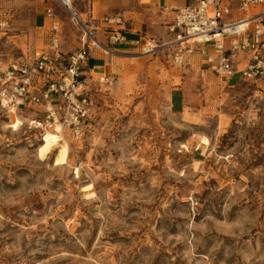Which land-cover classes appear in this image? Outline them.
<instances>
[{"label": "rangeland", "instance_id": "1", "mask_svg": "<svg viewBox=\"0 0 264 264\" xmlns=\"http://www.w3.org/2000/svg\"><path fill=\"white\" fill-rule=\"evenodd\" d=\"M39 4L0 0L1 70L43 48ZM162 26L88 72L93 118L63 134L69 165L41 160L39 132L0 107V264H264V81L219 77Z\"/></svg>", "mask_w": 264, "mask_h": 264}, {"label": "built area", "instance_id": "2", "mask_svg": "<svg viewBox=\"0 0 264 264\" xmlns=\"http://www.w3.org/2000/svg\"><path fill=\"white\" fill-rule=\"evenodd\" d=\"M37 1L63 8L80 33L81 46L70 51L60 48V19L53 8H48L51 42L41 50L22 51L0 69V107L9 117L28 120L40 139L53 132L69 133L80 140L93 118L87 84L91 52L113 53L96 32H105L110 45H118L125 41L121 31L124 19L120 15L96 18L90 14L84 20L74 0ZM11 28V18L0 15V36ZM171 30L177 31L171 44H187L189 54L196 50L219 77L230 80L238 76L251 84L264 81V0H197L176 11ZM173 60L178 65L185 62L183 48L176 47Z\"/></svg>", "mask_w": 264, "mask_h": 264}, {"label": "crops", "instance_id": "3", "mask_svg": "<svg viewBox=\"0 0 264 264\" xmlns=\"http://www.w3.org/2000/svg\"><path fill=\"white\" fill-rule=\"evenodd\" d=\"M147 3H143L142 0H74V6L78 13L87 20L88 15L92 14L96 18H103L105 16H117L120 15L124 19V24L128 28L126 29L125 41L118 44L120 48H113L110 45L109 40L105 32L97 31V38L105 46L112 48V54H98V50H93L89 58V64L92 72H96L98 75L105 76L108 72V61L109 57L119 56L118 52L122 49V55L128 54L129 50L136 47L139 44V32L143 30H156L168 28V26H162L173 22L175 13L178 9L193 5L197 0H147ZM53 8L56 16L60 19L59 29V46L63 51H70L77 49L81 46L80 33L77 36H70V44H66L64 41V33L66 35L65 26L68 15L59 5L52 3L42 4L40 3L37 7V21L38 29L42 34V46L47 47L51 42L53 36L52 19L47 15L46 10ZM70 22V20H69ZM72 25V23L70 22ZM74 27V26H73ZM67 36V35H66ZM138 39V40H137ZM134 46V47H133ZM104 55V57H103ZM122 58V57H121ZM124 58V57H123ZM103 67V68H102Z\"/></svg>", "mask_w": 264, "mask_h": 264}, {"label": "bare ground", "instance_id": "4", "mask_svg": "<svg viewBox=\"0 0 264 264\" xmlns=\"http://www.w3.org/2000/svg\"><path fill=\"white\" fill-rule=\"evenodd\" d=\"M150 51L151 50L149 49L146 52H150ZM13 117H14V120L10 122L8 128L16 132L21 128V126L24 125V122L23 120L19 119L18 116H13ZM57 131L61 132V129L58 127ZM70 151H71L70 144L65 139L63 134L57 135V133H53V132H47L41 139V142L37 148V153L41 160H46L55 153L53 163L56 167H62L65 165H69ZM86 188H89V186L84 187V190ZM60 197L61 198L63 197L62 193H60Z\"/></svg>", "mask_w": 264, "mask_h": 264}]
</instances>
